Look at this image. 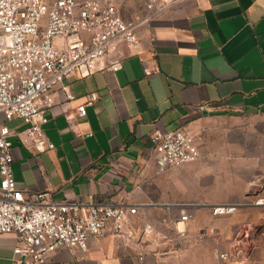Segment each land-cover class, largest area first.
Masks as SVG:
<instances>
[{
    "label": "crops",
    "instance_id": "obj_1",
    "mask_svg": "<svg viewBox=\"0 0 264 264\" xmlns=\"http://www.w3.org/2000/svg\"><path fill=\"white\" fill-rule=\"evenodd\" d=\"M138 31L137 50L121 45V68L68 76L63 86L73 97L62 84L55 88L44 125L53 148L36 153L13 137L14 176L22 189H48L55 199L84 207L136 205L140 226L150 222L173 235L177 225L186 228L182 249L174 250V240L135 243L105 234L87 249L53 251L51 264H253L218 253L238 242L255 243L244 226L264 223V205L248 194L257 176L264 188V144L235 162L221 158L229 148L200 144L203 156L160 168L150 135L155 128L181 126L209 135L206 123L213 119H264V0H173ZM91 92L98 97L80 115L77 107ZM8 123L15 130L27 125L21 118ZM219 202L241 206L213 214L209 206ZM183 208L192 213L187 221H180ZM243 230L246 236L239 239ZM17 242L14 232L0 234V264H12ZM260 247L264 264V237Z\"/></svg>",
    "mask_w": 264,
    "mask_h": 264
},
{
    "label": "built area",
    "instance_id": "obj_2",
    "mask_svg": "<svg viewBox=\"0 0 264 264\" xmlns=\"http://www.w3.org/2000/svg\"><path fill=\"white\" fill-rule=\"evenodd\" d=\"M173 0H149L147 20ZM139 20H127L112 0H0V234L14 232L12 264H51V253L59 248L87 249L93 238L121 235L130 242L149 239L159 244L176 241L182 249L186 228L176 226L168 234L147 222L140 226L137 206L90 204L57 200L48 189H22L13 171V137L36 153L54 147L46 134L45 109L55 103L54 90L72 74L88 75L102 69L117 70L126 57L122 43L131 50L141 46ZM146 72L150 69L147 67ZM77 107L85 115L86 105L97 92L86 95ZM21 118V130L8 121ZM150 139L160 168L180 166L201 156L198 135L181 126L163 131L155 128ZM264 205V195L254 201ZM238 203L209 206L213 214L234 213ZM192 213L181 210L180 221ZM233 254V253H232ZM230 251L219 253L229 259Z\"/></svg>",
    "mask_w": 264,
    "mask_h": 264
},
{
    "label": "rangeland",
    "instance_id": "obj_3",
    "mask_svg": "<svg viewBox=\"0 0 264 264\" xmlns=\"http://www.w3.org/2000/svg\"><path fill=\"white\" fill-rule=\"evenodd\" d=\"M119 8L121 14L127 20H139V23L147 21L150 10L148 8L149 0H112ZM209 131V135L202 132L197 133L198 141L202 146L219 147L220 149H230L229 154H222L221 158L224 161L235 162L238 159L247 160L253 149L258 147L259 149L264 144V119L260 117H224L210 120L206 123ZM203 156V154L201 155ZM213 157V155L207 154L206 157ZM233 173V172H232ZM261 176L255 177L249 183L248 194L259 195L260 192L264 195V188L258 186V180L262 184ZM261 179V180H260ZM230 183H234L235 175L232 174L229 178ZM264 180V179H263ZM234 185V184H233ZM257 186L260 188H257ZM259 192V193H260ZM245 228H250L249 237L252 238L255 243L247 244L238 242L234 247L227 249L231 252L228 261L236 263H242L245 258L252 259L253 264H260L262 258V250L260 247L261 240L264 237V223L262 219L256 222L246 223ZM242 227V226H239ZM245 230L239 235V239L243 238ZM221 253V252H219ZM218 253V256H219ZM233 253V254H232ZM221 258V257H219ZM222 259V258H221Z\"/></svg>",
    "mask_w": 264,
    "mask_h": 264
}]
</instances>
